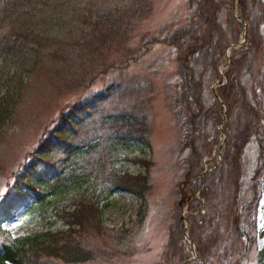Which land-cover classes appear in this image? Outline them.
I'll return each mask as SVG.
<instances>
[{
	"label": "trees",
	"instance_id": "trees-1",
	"mask_svg": "<svg viewBox=\"0 0 264 264\" xmlns=\"http://www.w3.org/2000/svg\"><path fill=\"white\" fill-rule=\"evenodd\" d=\"M215 2L187 0L192 8L188 21L162 39L177 50L180 79L173 103L177 116L180 114L185 124L182 142L189 145L198 161L197 170L192 167L184 172L183 181L187 185L182 187L181 197L191 205L197 202L194 190L201 182L207 190L211 174L218 168L217 164L200 175L201 158L209 152V146L219 142L217 125L223 106L229 117L233 104L239 105V111L233 119L235 123L230 120L223 125L227 139L216 173L219 177L230 179L228 170H232L235 177L240 174L237 158L241 146L231 141L232 129L240 131L243 139L262 130L261 139H264V128L259 127L257 119V90L253 88V97L249 99L243 82L236 83L230 70L224 72L223 79L219 71L218 57L223 54L224 46L220 43V27L214 10L225 5L231 8L232 0H218V6ZM151 3L152 0H0V111L10 109L4 103L7 96L13 97L17 85L33 74L34 66L40 64L43 57L48 61L47 73L58 82L84 88L92 81L88 75L93 71L102 72L137 60L141 55L140 46L132 48L129 42L137 34L135 29L148 17ZM244 4L245 0H239L241 16L246 20ZM250 34L252 31L248 32L250 43L246 51L259 44ZM213 82L217 83L215 93L209 89ZM135 83L140 84L133 80ZM123 87L113 82L87 98L80 96L67 106L31 151L24 169L15 177L12 193L7 194L6 209L40 203L50 195L62 193V197L53 200L52 208L65 227L10 237L0 225V236L3 235L0 264H86L93 261L96 249L85 245L82 233L87 225L91 232L102 234L103 209L108 205L104 200L116 189L146 199V171L119 170L113 165L121 149L149 144V127L141 111L143 100L140 97H133L131 103L125 100L129 89ZM140 90L133 87V96L140 95ZM57 150L61 154H55ZM134 159L139 161L140 158L135 156ZM191 236L198 256L202 257L205 250L201 239L194 233ZM174 250L175 246L171 251ZM176 251L178 262L182 260L178 264L201 263L198 259H189V252L182 244L176 246ZM257 259L258 264H264V248L258 250Z\"/></svg>",
	"mask_w": 264,
	"mask_h": 264
},
{
	"label": "rangeland",
	"instance_id": "rangeland-1",
	"mask_svg": "<svg viewBox=\"0 0 264 264\" xmlns=\"http://www.w3.org/2000/svg\"><path fill=\"white\" fill-rule=\"evenodd\" d=\"M215 1L218 6L220 2ZM151 4L148 17L135 29L137 34L129 42L132 48L140 46L141 55L137 60H130L126 66L118 64L106 71H93L88 75L92 81L84 88L58 82L47 73L48 61L43 57L34 66L33 74L17 85L13 97L7 96L4 103L10 109L0 111V225L10 237L65 227L52 208L53 200L62 197V193L50 195L40 203L8 210L7 194L12 193L15 177L24 169L31 151L67 106L80 96L87 98L106 85L118 82L129 89L125 100L131 103L133 97L142 98L141 111L149 127V144L121 149L113 165L130 172L145 170L148 190L145 200L120 189L104 200L108 205L103 209L102 234L91 232L87 225L82 233L85 245L96 249V259L86 264H171L172 261L178 264L182 262H178V244L185 246L189 259H198L200 264H258L257 252L264 248L263 132L260 130L257 135L243 139L240 131L232 129L231 141L241 146L237 158L240 174L235 177L228 170L230 179L219 177L216 173L227 139L223 125L230 120L235 123L233 119L239 111V105L233 104L229 117L223 106L217 125L219 142L209 146V152L201 158L200 175L217 164L218 168L213 176L206 175L211 176L207 190L204 182L194 190L195 205L182 199V187L187 185L183 181L184 172L192 167L197 170L198 161L189 145L182 142L185 124L180 114L177 116L173 103L180 79L177 50L162 39L188 21L192 8L187 0H152ZM244 9L248 16L244 22L237 18L243 17L239 0H232L231 8L225 5L214 10L220 27V43L224 46L223 54L218 57L219 71L223 79L224 72L230 70L236 83L243 82L249 99L253 97V88L257 90V119L259 127L264 128V0H245ZM249 31H252L251 39H258L259 44L246 51ZM133 80L140 84H133ZM7 84L9 87L10 81ZM216 86L214 82L210 85L212 93ZM133 87L141 89L142 95L133 96ZM9 210L11 213H7ZM241 230L245 231L243 235ZM191 233L201 239L205 250L201 258Z\"/></svg>",
	"mask_w": 264,
	"mask_h": 264
},
{
	"label": "water",
	"instance_id": "water-1",
	"mask_svg": "<svg viewBox=\"0 0 264 264\" xmlns=\"http://www.w3.org/2000/svg\"><path fill=\"white\" fill-rule=\"evenodd\" d=\"M236 14V13H235ZM236 16H238L237 14H236ZM237 18H239L240 20H242L243 22H244V19H242L241 17H237ZM245 29H246V26L244 25V27H243V30H242V34H244L245 33ZM232 45V44H231ZM224 116H225V113H224ZM223 116V117H224Z\"/></svg>",
	"mask_w": 264,
	"mask_h": 264
}]
</instances>
